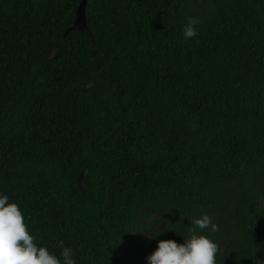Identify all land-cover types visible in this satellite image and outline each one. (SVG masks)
Masks as SVG:
<instances>
[{
	"label": "trees",
	"instance_id": "1",
	"mask_svg": "<svg viewBox=\"0 0 264 264\" xmlns=\"http://www.w3.org/2000/svg\"><path fill=\"white\" fill-rule=\"evenodd\" d=\"M81 1L0 0V196L61 264H148L205 214L216 264H264V0H85L94 46Z\"/></svg>",
	"mask_w": 264,
	"mask_h": 264
},
{
	"label": "clouds",
	"instance_id": "2",
	"mask_svg": "<svg viewBox=\"0 0 264 264\" xmlns=\"http://www.w3.org/2000/svg\"><path fill=\"white\" fill-rule=\"evenodd\" d=\"M199 23L198 18H189L183 29L185 39L198 35L195 26ZM197 228H210L213 233L219 231V226L212 223L207 214L194 219L189 228V239L183 244L173 240L159 241L156 250L147 258L148 264H216L218 245L203 235L197 236ZM60 247L63 264H75L72 249L64 247L63 241H60ZM0 264H61L47 248L36 245L19 206L9 203L7 196H0Z\"/></svg>",
	"mask_w": 264,
	"mask_h": 264
},
{
	"label": "water",
	"instance_id": "3",
	"mask_svg": "<svg viewBox=\"0 0 264 264\" xmlns=\"http://www.w3.org/2000/svg\"><path fill=\"white\" fill-rule=\"evenodd\" d=\"M85 13H86V1L82 0L79 3V5H78V7L74 13L71 26L66 30L65 35L72 32V31H75V30L85 32L86 34L89 35L91 43L94 46V37H93L92 33L90 32V30L87 26Z\"/></svg>",
	"mask_w": 264,
	"mask_h": 264
}]
</instances>
